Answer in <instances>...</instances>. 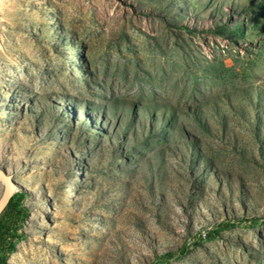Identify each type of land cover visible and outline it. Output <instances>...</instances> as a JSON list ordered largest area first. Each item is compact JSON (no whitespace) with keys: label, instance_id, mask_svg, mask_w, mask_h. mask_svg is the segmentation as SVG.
I'll return each mask as SVG.
<instances>
[{"label":"rangeland","instance_id":"374dc122","mask_svg":"<svg viewBox=\"0 0 264 264\" xmlns=\"http://www.w3.org/2000/svg\"><path fill=\"white\" fill-rule=\"evenodd\" d=\"M0 168L8 264H264V0H0Z\"/></svg>","mask_w":264,"mask_h":264},{"label":"trees","instance_id":"16d2710c","mask_svg":"<svg viewBox=\"0 0 264 264\" xmlns=\"http://www.w3.org/2000/svg\"><path fill=\"white\" fill-rule=\"evenodd\" d=\"M21 196L16 194L12 197L10 203L0 215V241L3 245L1 250L4 251L0 257V264H8L7 254L13 253L16 250V246L20 243L24 236L20 235V231L23 229V226L29 217V212L26 207L22 204ZM233 222V224L243 225L245 222L241 221ZM250 224L257 225L255 221H251ZM219 230L215 229L210 238L219 236ZM196 244V243H194ZM189 253V247L185 246L179 252L177 259H182ZM168 258H173L172 254L166 255Z\"/></svg>","mask_w":264,"mask_h":264},{"label":"water","instance_id":"95a60500","mask_svg":"<svg viewBox=\"0 0 264 264\" xmlns=\"http://www.w3.org/2000/svg\"><path fill=\"white\" fill-rule=\"evenodd\" d=\"M0 182L5 185V190L0 199V215L10 203L12 197L16 194L17 184L13 177L6 170L0 168Z\"/></svg>","mask_w":264,"mask_h":264},{"label":"bare ground","instance_id":"6f19581e","mask_svg":"<svg viewBox=\"0 0 264 264\" xmlns=\"http://www.w3.org/2000/svg\"><path fill=\"white\" fill-rule=\"evenodd\" d=\"M53 212V209H50L49 207L46 208L45 213L51 214Z\"/></svg>","mask_w":264,"mask_h":264}]
</instances>
